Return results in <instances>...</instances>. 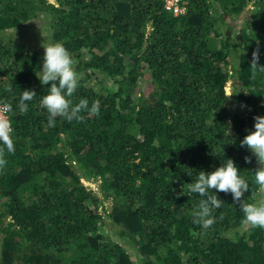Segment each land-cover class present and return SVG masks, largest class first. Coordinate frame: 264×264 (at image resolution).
Masks as SVG:
<instances>
[{
    "label": "trees",
    "instance_id": "trees-1",
    "mask_svg": "<svg viewBox=\"0 0 264 264\" xmlns=\"http://www.w3.org/2000/svg\"><path fill=\"white\" fill-rule=\"evenodd\" d=\"M42 12L80 76L69 99L99 114L49 124L43 60L5 34ZM0 104L15 147L0 155V264H264V228L241 207L259 165L240 144L264 116V0H0ZM228 158L249 189L218 192L205 229V197L179 193Z\"/></svg>",
    "mask_w": 264,
    "mask_h": 264
},
{
    "label": "clouds",
    "instance_id": "clouds-1",
    "mask_svg": "<svg viewBox=\"0 0 264 264\" xmlns=\"http://www.w3.org/2000/svg\"><path fill=\"white\" fill-rule=\"evenodd\" d=\"M165 1L167 3V0ZM169 6H173V4ZM38 73L41 85H50L47 88V94L41 98V106L49 114L50 125H54L58 116L72 121L82 119L80 114L83 111L99 114L98 103H93L89 108L86 99H81L77 104H73L69 99L79 86L80 76L75 70V61L71 53L63 43L56 42L44 46L42 69ZM35 95L34 90L22 91L18 104L21 112L28 111L27 102L32 101ZM8 110L12 111L10 105ZM0 143L3 145L0 155L4 150L7 153H14L15 147L11 138V122L9 120H0ZM240 144L242 147L246 146L256 157L259 166L254 172L255 182L261 189H264V116L255 118L254 130L245 135ZM246 160L250 162L247 157ZM5 163L6 161L0 158V167H3ZM240 172L235 162L228 158L211 172L200 170L195 180L187 183L186 190L183 186L180 195L196 194L205 197L199 201L198 207L192 214L194 223L207 229L215 222L213 210L221 206V199L217 196L218 192H230L234 201H241V197L249 189V184L240 175ZM210 190H214L215 194H211ZM241 207L245 223L251 224L253 227L264 228V200L255 203H242Z\"/></svg>",
    "mask_w": 264,
    "mask_h": 264
},
{
    "label": "rangeland",
    "instance_id": "rangeland-1",
    "mask_svg": "<svg viewBox=\"0 0 264 264\" xmlns=\"http://www.w3.org/2000/svg\"><path fill=\"white\" fill-rule=\"evenodd\" d=\"M49 1L55 2V0H49ZM172 4H173V0H167V5H172ZM244 13L247 14V9L244 11ZM243 14H241L242 20L245 19L244 18L245 16ZM247 17H248V14H247ZM241 22L242 21H240V19H239V21H237L235 24H233L234 29H238L239 26L243 24V22H242V24H241ZM48 30H49V20H48V17L45 15V12H42V13H39L35 19L28 22L24 29L19 28L16 30H7V31H5V34L6 35L13 34L16 39L20 40L21 43H23L24 45L33 49L43 60L44 46L52 44V42L48 38V36H49ZM91 83L92 84L94 83V85L96 87L100 86L99 82H94L93 79H92ZM228 83L230 86V81ZM145 84H146V81L141 78V79H139L137 88H140L141 91H143V89L145 87L143 85H145ZM229 92H230V89L228 87L227 93L229 94ZM248 151L250 153H252L249 149H248ZM86 186H88L89 189L92 190V193L97 194L99 197L102 196V193L100 192V189H99V187H100L99 181H92L91 180L90 182L86 183ZM260 200H264V189H261L259 187V190L255 194V202L260 201ZM104 202L106 205H110L109 199H105ZM111 232H112V229L110 230V233ZM112 236L114 238H116V235L113 234ZM117 241H119L121 244H123L127 247H128V245L130 246V244L125 243L124 240H122L121 238H119Z\"/></svg>",
    "mask_w": 264,
    "mask_h": 264
},
{
    "label": "built area",
    "instance_id": "built-area-1",
    "mask_svg": "<svg viewBox=\"0 0 264 264\" xmlns=\"http://www.w3.org/2000/svg\"><path fill=\"white\" fill-rule=\"evenodd\" d=\"M175 5V0H173V6ZM177 9V6H175ZM0 120H8L7 106L0 104Z\"/></svg>",
    "mask_w": 264,
    "mask_h": 264
}]
</instances>
